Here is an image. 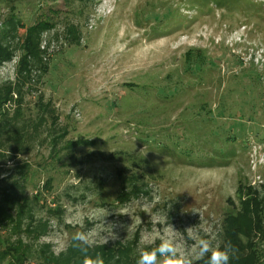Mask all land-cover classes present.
Wrapping results in <instances>:
<instances>
[{
    "label": "rangeland",
    "instance_id": "rangeland-1",
    "mask_svg": "<svg viewBox=\"0 0 264 264\" xmlns=\"http://www.w3.org/2000/svg\"><path fill=\"white\" fill-rule=\"evenodd\" d=\"M0 48V250L136 264L172 226L264 264V0H0Z\"/></svg>",
    "mask_w": 264,
    "mask_h": 264
},
{
    "label": "clouds",
    "instance_id": "clouds-1",
    "mask_svg": "<svg viewBox=\"0 0 264 264\" xmlns=\"http://www.w3.org/2000/svg\"><path fill=\"white\" fill-rule=\"evenodd\" d=\"M89 219L94 220L95 217L90 216ZM175 231L172 226L165 229L164 235L159 237L160 243L155 247H152L153 240L146 239L144 246L138 249L136 264H194V260L203 259L206 256L207 264H229L232 255L230 245L220 247L214 245L210 239L200 237L195 240L192 253L181 252L175 239ZM98 235L94 230H77L73 233L72 246L80 251L83 257L82 264H104L100 254L93 256L89 251L95 246ZM109 238L114 240L116 235L113 232L107 236L103 235L102 244H107Z\"/></svg>",
    "mask_w": 264,
    "mask_h": 264
},
{
    "label": "trees",
    "instance_id": "trees-1",
    "mask_svg": "<svg viewBox=\"0 0 264 264\" xmlns=\"http://www.w3.org/2000/svg\"><path fill=\"white\" fill-rule=\"evenodd\" d=\"M37 27H38V25H36L34 27H31V28H28L29 35L32 34V32L36 31L37 30ZM0 50H2V49L0 48ZM30 53H32V51L30 49H27V52H26L25 56H27ZM10 57H11V54L9 52H6L3 58L10 59ZM13 91H14V88L13 87L8 88L7 89V92H6L7 93V96L4 97V99L0 101V104L7 103L12 98V97H10L11 95H9V93H12ZM1 113H3V112H1ZM0 126H3V125H0ZM2 193H5L6 194V192H2ZM243 204L245 205V209H246L247 206H252L253 207V209H252V207H250V210L249 211L247 210L248 212H251V210H252V212H256V209L261 204V201H259L258 199L250 198L248 200H245ZM262 210L263 209L261 207L260 208V213H259V216H258V221H257V226L259 228H261V223L260 222H261V218H262V215H263V211ZM248 212L247 213H243L242 216L244 217V216L248 215ZM1 214H2V217L4 219H6V220H12L13 219L11 215L7 214V211L4 210L3 207H0V215ZM249 217L250 216H248V220L250 222H252L251 221V217L250 218ZM251 226H252V223H251ZM226 243H227L226 245H230L231 247L233 246L231 244L232 243V240H230V241H228ZM26 250H28V248L27 247L23 248V244L21 242L16 243V244L5 243L4 244V248L2 250H0V264H4V262H5V260L7 258H9V259L6 261L7 262L6 264H24L23 258H25V256H26V253H25ZM70 250H71L70 254H73L77 258H79L81 256L80 251L78 249H76L75 247L72 246ZM110 251L111 250H109L107 252V254H106L108 257L110 256V253H109ZM120 253H121V255H123V251L120 252ZM234 257H236V254H234L232 252L231 258H234ZM255 258H256V253L254 251H251V252H249V253L246 254V261H244L243 263L237 262V261H235V259H232L229 264H256V259ZM52 261L55 264L57 263V261H55V260H49L48 263L51 264ZM125 261L127 262V258L125 259ZM129 262L130 261L128 260V263ZM203 262L205 264H207V259L204 260ZM196 264H200V262H198Z\"/></svg>",
    "mask_w": 264,
    "mask_h": 264
}]
</instances>
